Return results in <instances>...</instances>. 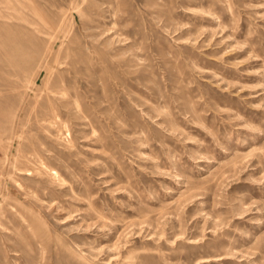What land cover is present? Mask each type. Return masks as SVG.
Masks as SVG:
<instances>
[{
	"label": "rangeland",
	"instance_id": "374dc122",
	"mask_svg": "<svg viewBox=\"0 0 264 264\" xmlns=\"http://www.w3.org/2000/svg\"><path fill=\"white\" fill-rule=\"evenodd\" d=\"M32 2L0 264H264V0Z\"/></svg>",
	"mask_w": 264,
	"mask_h": 264
},
{
	"label": "bare ground",
	"instance_id": "6f19581e",
	"mask_svg": "<svg viewBox=\"0 0 264 264\" xmlns=\"http://www.w3.org/2000/svg\"><path fill=\"white\" fill-rule=\"evenodd\" d=\"M38 18H39V14L32 0H0V76L5 75L6 77V80L3 81L2 84H0V92L5 90V89H2V87H6L9 89L12 87L22 88L23 90L26 91L28 88H31L37 84L38 77L41 75V72L43 69L50 71L49 66L46 63H44L42 65H39L38 71L33 77L27 78V75H26L27 68L23 66V63H22L24 50L21 47V42L18 40L19 35H18L17 30L24 28L27 25H30L32 31L34 33H37L38 31H40L39 26H38L39 25ZM19 59H21V61H19V64H15L16 62L15 60H19ZM61 89H64V88L60 86H55L51 90V92H53L52 94H54V91H60ZM66 104H69V102L67 101L65 103H62V106ZM53 121L54 120H52V122ZM94 132L96 131L94 130ZM59 137H61V135ZM235 161H239V160H235ZM25 170L29 173L32 172V171H29L30 168L25 169ZM35 171L38 173H40V171L46 172L51 177L52 180H56V179L59 181L64 180L61 174L53 170L49 165H47L42 160L40 161V164L38 165V167L35 168ZM221 175H224V174H221ZM16 183L19 186H21V183L17 181ZM208 260H209V257H202L198 263L205 262Z\"/></svg>",
	"mask_w": 264,
	"mask_h": 264
}]
</instances>
